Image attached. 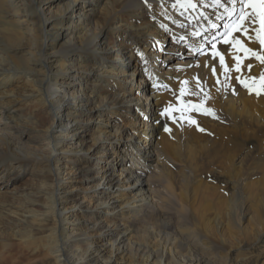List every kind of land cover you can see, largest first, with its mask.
Listing matches in <instances>:
<instances>
[{
  "label": "bare ground",
  "instance_id": "1",
  "mask_svg": "<svg viewBox=\"0 0 264 264\" xmlns=\"http://www.w3.org/2000/svg\"><path fill=\"white\" fill-rule=\"evenodd\" d=\"M193 3L0 0V264H264V64L219 39L225 79L241 6Z\"/></svg>",
  "mask_w": 264,
  "mask_h": 264
},
{
  "label": "snow or ice",
  "instance_id": "2",
  "mask_svg": "<svg viewBox=\"0 0 264 264\" xmlns=\"http://www.w3.org/2000/svg\"><path fill=\"white\" fill-rule=\"evenodd\" d=\"M185 2L190 6V7H196L197 5L193 3V0H185ZM229 2L233 5L239 3L240 4V13L237 15L236 21L231 24L230 29L226 26V29L224 33L222 34V37L217 34L212 37V43L210 44V49H211V56L215 60V58H219V63L222 68L225 69V79H228V70H229V65L226 64L225 60V54L221 53L220 51L217 50V43L216 41L219 39H222V43L224 45H231L233 48L238 53H244L245 55L251 54V57L259 60L262 64H264V54H262V51H264V0H229ZM145 3H147V0H145ZM215 3L217 5H220L221 0H215ZM257 5H259V8H257ZM245 6H247L249 9H252V14L248 13L245 11ZM254 16H259V28L255 29V36H256V41L258 42L259 46L261 47V50L258 51L254 48L251 47H246L245 44L240 40L237 39L235 36H233V33H239L241 31H246L244 29V23L251 21L254 23ZM213 27H216V25H213ZM194 35H200L199 33H194ZM231 37V39H230ZM183 39V38H181ZM201 49H197V52H200ZM233 61L234 64L232 67L235 68L236 73H241L242 71V57L240 55H235L233 56ZM206 67L208 66L207 64L205 65ZM247 69L250 71L252 69V65L249 63L246 65ZM213 74H216L217 69L213 65L211 68ZM197 79V87L199 88V85L201 83L199 77ZM253 81H255L256 77H251ZM262 81H264V76L260 78ZM236 82L239 84L245 86L246 88H252L253 85H250L246 80L242 79L240 75H237L235 77ZM217 83H220L219 79L216 81ZM183 83H187V81H184ZM202 91V89H200ZM260 91H264V83L261 84L260 89L257 90V94H259ZM180 95L177 97L179 98L181 96L185 95L184 88H181L179 90ZM195 95H198L199 93H193ZM186 105H188V110L193 111V112H199L201 105L200 104H192L190 101H185L184 102ZM177 111H182V109H169L165 108L162 112H160V116H168L171 117L175 112ZM206 111H211L210 109H207ZM191 124L197 125L199 130L201 132L205 131L204 128L199 127L198 121L195 119H189L188 121ZM164 131L169 132L170 128L165 125L164 126Z\"/></svg>",
  "mask_w": 264,
  "mask_h": 264
},
{
  "label": "rangeland",
  "instance_id": "3",
  "mask_svg": "<svg viewBox=\"0 0 264 264\" xmlns=\"http://www.w3.org/2000/svg\"><path fill=\"white\" fill-rule=\"evenodd\" d=\"M57 5H54V7H56ZM169 41V40H168ZM183 57L180 56L177 60H181ZM175 62V61H174ZM17 81H21L19 78H16ZM19 131L21 132V134L24 135H34L35 133L30 130L28 127L26 126H21L19 127ZM29 175V176H28ZM31 177V178H30ZM37 181V177L34 178V176L30 175V173L25 172L23 174H16L14 177H11V180L9 182V184H6L7 186V190L8 192L12 189H17L18 191H21L22 189L25 188V184H31L33 182ZM3 183L2 181L0 182V186H2ZM29 186V185H27Z\"/></svg>",
  "mask_w": 264,
  "mask_h": 264
}]
</instances>
